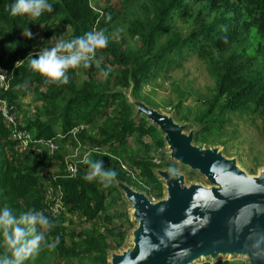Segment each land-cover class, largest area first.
I'll return each mask as SVG.
<instances>
[{
    "label": "trees",
    "instance_id": "obj_1",
    "mask_svg": "<svg viewBox=\"0 0 264 264\" xmlns=\"http://www.w3.org/2000/svg\"><path fill=\"white\" fill-rule=\"evenodd\" d=\"M13 2L0 0V63L12 71L3 96L17 105L21 95L33 93V101L39 104H35L32 117L24 118L23 126L35 138H53L63 144L66 138L58 139V134L84 124L93 135L97 132L98 138L86 136L85 128L79 140H91L105 149L92 152L88 159L99 160L101 169L114 171L115 178L143 187L150 198L163 197L162 181L149 156L151 150L165 144L162 133L145 117L134 114L125 92L153 106L141 93L143 86L157 74L179 66L189 55L205 62L214 80L211 99L195 117L199 129L194 142L220 143V127L235 112L258 119L264 137V0H120L119 15L102 14L91 0H45L51 4V11L44 10L39 17L11 15L8 8ZM115 20L126 38L117 40L113 36ZM38 28L39 42L24 35V30ZM90 31H102L107 45L84 54L85 58L89 56V71L81 82L75 80L76 67L66 70L68 80L63 84L49 82L27 69L26 57L40 53L34 49L39 43L48 48L62 36L65 41L86 38L85 33ZM145 135L150 142L143 140ZM129 137L136 149L127 148ZM52 157L44 154L36 159L32 154H20L0 117V208L8 207L24 231H12L0 223V260L18 264H108L109 251L123 245L126 233L119 226H105L101 231L95 222H112L113 215L106 210L109 201L119 198L117 190L97 176L85 180L90 168L83 162L76 165L75 177L62 171L55 178L40 174L50 159H62L60 152ZM123 162L137 170L135 177L121 168ZM58 165L63 169L62 163ZM47 180L61 185L65 211L77 213L82 221L91 223L88 227L69 228L62 224L64 218L54 220L43 212V184ZM25 212L42 213L48 221L43 224L45 228L37 223L32 226L35 233L29 232L30 225L21 219ZM36 233L43 239L33 245ZM198 264L247 263L224 258Z\"/></svg>",
    "mask_w": 264,
    "mask_h": 264
},
{
    "label": "water",
    "instance_id": "obj_2",
    "mask_svg": "<svg viewBox=\"0 0 264 264\" xmlns=\"http://www.w3.org/2000/svg\"><path fill=\"white\" fill-rule=\"evenodd\" d=\"M125 94L134 114L145 116L160 130L169 157L197 171L208 185L186 184L182 173L154 168L164 195L152 200L118 179L116 186L131 204L136 226L131 244L109 252L108 264H191L227 255L264 264V167L256 175L247 174L216 146L194 144V132H184L186 125L171 114L130 91Z\"/></svg>",
    "mask_w": 264,
    "mask_h": 264
},
{
    "label": "rangeland",
    "instance_id": "obj_3",
    "mask_svg": "<svg viewBox=\"0 0 264 264\" xmlns=\"http://www.w3.org/2000/svg\"><path fill=\"white\" fill-rule=\"evenodd\" d=\"M91 4L102 14L112 12L119 15L122 10L120 7V0H91ZM112 23L115 26L113 36L117 40L126 38L122 33V29L119 24L116 23V20ZM29 32L32 34V37L36 38L37 42L41 40L40 28H38V30H30ZM61 40L65 41V38L62 36L55 39L52 41L51 46H48V48L53 47L55 43ZM48 48L40 43L34 47L35 50L40 52ZM68 54L69 53L67 51L58 53V55ZM88 57L89 56L85 58L86 62L82 59L75 69L74 77L76 82H81L87 76V72L89 71ZM85 63H87V67L84 66ZM213 85V77L208 73L205 62L195 56L189 55L180 61L179 66H174L173 68L168 69L167 71L165 70L151 78L150 81L143 86L141 93L153 102V106L156 109L161 112L171 114L176 122L186 125L184 132L187 133L192 130L195 134V132L199 129V123L196 121L197 119H195V117L205 107L206 101L211 99L214 93ZM126 92L129 93V91ZM178 103L179 106H176ZM35 104H39V101H33V93L29 91L25 95H21L17 105H14L17 118L22 124L24 123V118L32 117ZM148 122L150 123V121ZM258 123V119L252 120L246 116L238 114L237 112L231 113L229 114V119H227L220 127V134L218 135L220 143H216L215 145H206L205 143H196L194 142V139L193 143L204 146H216L225 156L235 158L238 166L247 174L256 175L259 169L264 167V137L260 133ZM85 128L86 136L87 134H90L93 136L92 138H98L97 132L93 135L88 126ZM211 135H214V133L210 134V136ZM128 140L129 143L127 148L136 149L138 147L131 137H129ZM143 140L145 142H150L148 135L143 136ZM80 142L81 143L78 145L73 139L67 137L64 142H62L63 144H58L56 152L61 153L62 159L59 161H53L50 159L48 164L40 170V174H51L52 176H57L62 175L59 174L61 171L66 174V162L71 161L77 165L85 158L88 159L92 152H97V146L91 140H84L83 142ZM99 148L100 150L98 152L105 151L102 147ZM149 156L151 160L153 158L158 160L156 167H154L155 170L156 168L171 169L172 171L182 173L185 177L186 184L200 183L208 185L205 178L197 171H192L188 166L182 165L176 160L170 158L169 150L166 144L155 150H151L149 152ZM58 163L63 164V169H60ZM123 163L124 167L121 168L123 170H129V172H131L130 176L135 177L137 170L132 168L129 169V166L125 162ZM97 177L102 180L99 175H97ZM103 180L112 183V186L117 190L116 193L119 195V198L115 201H109L108 203L106 212L113 215L112 222L110 221L108 224L105 221L97 219L95 223L97 224V228L101 231H104L103 227L105 226H119L120 229L126 233L123 245L118 249H112L109 251L120 252L131 244V231L136 226V222L131 216V204L126 201L123 193L116 186V181L118 179L111 177L104 178ZM132 187L145 192L143 187L136 184ZM151 199L156 200L155 198ZM126 217L129 221H127ZM62 224L69 226V228L75 227L76 229H79L81 226L88 227L91 223L88 224L82 221L77 213L68 214L65 211ZM43 227L45 228V225H43ZM224 258L234 261H246L247 259L244 256L227 255L225 257H218V259ZM206 260H211V258H199L191 264H198Z\"/></svg>",
    "mask_w": 264,
    "mask_h": 264
},
{
    "label": "clouds",
    "instance_id": "obj_4",
    "mask_svg": "<svg viewBox=\"0 0 264 264\" xmlns=\"http://www.w3.org/2000/svg\"><path fill=\"white\" fill-rule=\"evenodd\" d=\"M8 10L13 16L27 13L31 17H39L42 11H51V4L45 2V0H14ZM24 35L30 38L32 34L28 30H24ZM85 37L86 38H76L68 41H58L53 47L42 50L35 57H33L32 53H29L28 57H26L27 69L40 73L49 82L60 84L67 83L68 77L65 73L68 68L77 67L79 62L85 59V53H91L94 49L103 48L107 45V37L102 31H90L85 33ZM74 47L75 51H73ZM62 51H67L69 54L58 55V53ZM84 66L87 67V63H85ZM104 75L107 76V72H105ZM82 162L88 164L90 168V173L84 176L85 180H91L97 175H99L102 180L116 175L112 170H102L99 160L92 161L85 158ZM21 219L30 225L28 231L33 233H35V227L32 226L37 223L41 225L48 223L47 218L40 212H35L34 215H28V212H25L22 214ZM0 223L8 226L12 231L24 232L18 227L17 218L6 206L0 208ZM42 239V234L36 233L31 243L36 245ZM48 246L54 247L53 244ZM0 264H18V261L4 259L0 260Z\"/></svg>",
    "mask_w": 264,
    "mask_h": 264
},
{
    "label": "built area",
    "instance_id": "obj_5",
    "mask_svg": "<svg viewBox=\"0 0 264 264\" xmlns=\"http://www.w3.org/2000/svg\"><path fill=\"white\" fill-rule=\"evenodd\" d=\"M12 71L8 70L0 63V117L3 125L9 130V137L16 144L17 151L24 154H32L36 159L46 154L54 156L58 149V142L53 138H35L34 134L24 128L21 121L17 118L14 110V104L10 103L3 93L9 88V81ZM84 124H78L71 127L65 134H58V139L70 138L78 145L81 143L78 135L85 129ZM100 148L97 146V152ZM157 165L158 160L152 159ZM65 171L68 177H75L77 173L76 163L68 161L65 163ZM124 167V165H122ZM56 176H53L55 178ZM47 180L43 184V212L51 219L60 221L64 218L65 207L63 205V191L61 185L57 182Z\"/></svg>",
    "mask_w": 264,
    "mask_h": 264
}]
</instances>
